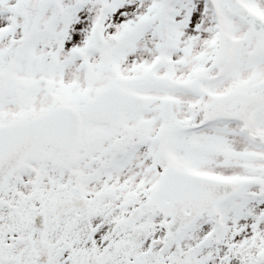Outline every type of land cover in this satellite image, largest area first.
I'll return each mask as SVG.
<instances>
[{
	"label": "snow or ice",
	"instance_id": "6c2138e0",
	"mask_svg": "<svg viewBox=\"0 0 264 264\" xmlns=\"http://www.w3.org/2000/svg\"><path fill=\"white\" fill-rule=\"evenodd\" d=\"M0 264H264V0H0Z\"/></svg>",
	"mask_w": 264,
	"mask_h": 264
}]
</instances>
